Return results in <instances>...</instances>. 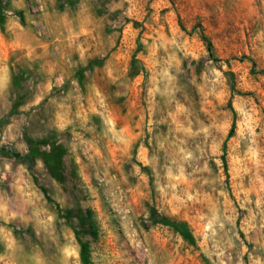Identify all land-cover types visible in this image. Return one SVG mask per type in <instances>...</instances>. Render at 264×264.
<instances>
[{
    "label": "rangeland",
    "instance_id": "374dc122",
    "mask_svg": "<svg viewBox=\"0 0 264 264\" xmlns=\"http://www.w3.org/2000/svg\"><path fill=\"white\" fill-rule=\"evenodd\" d=\"M77 207L91 264H264V0H0V264H83Z\"/></svg>",
    "mask_w": 264,
    "mask_h": 264
},
{
    "label": "trees",
    "instance_id": "16d2710c",
    "mask_svg": "<svg viewBox=\"0 0 264 264\" xmlns=\"http://www.w3.org/2000/svg\"><path fill=\"white\" fill-rule=\"evenodd\" d=\"M184 28V27H183ZM185 30V28H184ZM199 32L206 43L210 56L213 57L214 46L211 39L205 34L203 25H199ZM219 60V59H216ZM41 158L49 172L58 181H61L65 172V149L63 145H52L49 151H40L32 142L27 155L21 156L20 159L24 160L30 166H35L37 159ZM74 215L77 226L74 227L75 236L80 244V253L83 264H91V248L90 242L85 239L87 236H95L97 234V227L91 211L85 212L80 207L75 210ZM187 236L186 232H183Z\"/></svg>",
    "mask_w": 264,
    "mask_h": 264
}]
</instances>
